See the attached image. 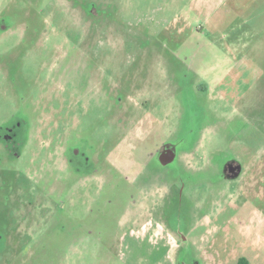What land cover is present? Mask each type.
<instances>
[{
  "label": "rangeland",
  "instance_id": "rangeland-1",
  "mask_svg": "<svg viewBox=\"0 0 264 264\" xmlns=\"http://www.w3.org/2000/svg\"><path fill=\"white\" fill-rule=\"evenodd\" d=\"M0 264H264V0H0Z\"/></svg>",
  "mask_w": 264,
  "mask_h": 264
},
{
  "label": "flooded vegetation",
  "instance_id": "flooded-vegetation-1",
  "mask_svg": "<svg viewBox=\"0 0 264 264\" xmlns=\"http://www.w3.org/2000/svg\"><path fill=\"white\" fill-rule=\"evenodd\" d=\"M234 167H236V169L238 168L237 165H234ZM238 170V169H237Z\"/></svg>",
  "mask_w": 264,
  "mask_h": 264
}]
</instances>
